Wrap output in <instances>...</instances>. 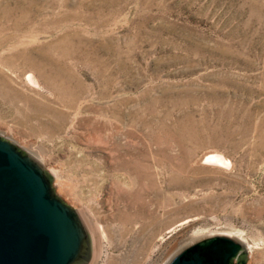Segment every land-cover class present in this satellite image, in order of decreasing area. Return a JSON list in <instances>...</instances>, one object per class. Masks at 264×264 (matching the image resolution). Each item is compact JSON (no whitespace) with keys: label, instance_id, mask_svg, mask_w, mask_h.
<instances>
[{"label":"rangeland","instance_id":"374dc122","mask_svg":"<svg viewBox=\"0 0 264 264\" xmlns=\"http://www.w3.org/2000/svg\"><path fill=\"white\" fill-rule=\"evenodd\" d=\"M0 24V135L81 214L86 264L220 233L264 264V0H0Z\"/></svg>","mask_w":264,"mask_h":264},{"label":"water","instance_id":"95a60500","mask_svg":"<svg viewBox=\"0 0 264 264\" xmlns=\"http://www.w3.org/2000/svg\"><path fill=\"white\" fill-rule=\"evenodd\" d=\"M54 178L28 152L0 135V264H86L89 232ZM246 246L228 234L193 241L167 264H246Z\"/></svg>","mask_w":264,"mask_h":264},{"label":"bare ground","instance_id":"6f19581e","mask_svg":"<svg viewBox=\"0 0 264 264\" xmlns=\"http://www.w3.org/2000/svg\"><path fill=\"white\" fill-rule=\"evenodd\" d=\"M7 18V17H6ZM8 20V19H7ZM7 20H5V21H7ZM13 21V20H12ZM11 21V22H12ZM18 23H20V22H18ZM1 25V24H0ZM14 25H16V24H14ZM22 25V24H21ZM4 26V25H3ZM20 26V25H19ZM1 28V27H0ZM8 28V27H7ZM16 29V28H15ZM22 30V29H21ZM22 32V31H21ZM13 36V35H12ZM27 52V51H26ZM21 54V53H20ZM30 57V59H31V56H29ZM21 58V57H20ZM23 59V58H22ZM46 60V59H45ZM48 60V59H47ZM24 61V60H23ZM31 62V61H30ZM47 62V61H46ZM51 62V61H50ZM34 63V62H33ZM32 63V64H33ZM35 63H37V62H35ZM53 63V62H52ZM26 64H28V63H26ZM51 64V63H50ZM35 65V64H34ZM37 65H38V63H37ZM39 66V65H38ZM47 65H45V67H46ZM51 66V65H50ZM55 66H56V64H55ZM55 66H53V69L55 68ZM31 67V66H30ZM58 67V66H57ZM42 68V67H41ZM34 69V68H33ZM57 69V68H56ZM55 69V70H56ZM70 69V68H69ZM42 71V70H41ZM59 71V70H58ZM56 72V71H55ZM57 73V72H56ZM55 73V74H56ZM54 74V73H53ZM61 74V73H60ZM53 76V75H52ZM56 76V75H55ZM29 80H30V82L31 83H36V81H35V77L32 75V74H30L29 75ZM59 78V77H58ZM50 79V78H49ZM54 79H56V78H54ZM77 80V79H76ZM50 82V81H49ZM53 82H55V80L53 81ZM57 82V81H56ZM55 85V84H54ZM59 87V86H58ZM8 99L10 100V101H12V95L10 96V97H8ZM33 106V105H32ZM45 110V109H44ZM52 111V110H51ZM40 112V111H39ZM51 113V112H50ZM36 118V117H35ZM134 158V157H133ZM206 158H208V159H215L217 162H220L221 161V159H219V157H217L216 155H214V154H210V155H207L206 156ZM149 161V160H148ZM178 169V168H177ZM171 178V177H170ZM181 179V178H180ZM182 186V185H181ZM162 193V192H161ZM130 204V203H129ZM141 204V203H140ZM141 206V205H140ZM133 223V222H132ZM133 226V225H132ZM96 261V260H95Z\"/></svg>","mask_w":264,"mask_h":264}]
</instances>
